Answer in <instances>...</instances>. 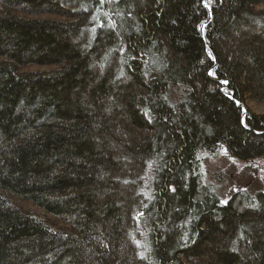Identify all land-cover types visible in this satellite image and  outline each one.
<instances>
[{
  "label": "trees",
  "instance_id": "trees-1",
  "mask_svg": "<svg viewBox=\"0 0 264 264\" xmlns=\"http://www.w3.org/2000/svg\"><path fill=\"white\" fill-rule=\"evenodd\" d=\"M260 4L0 0V264H264V190L196 172L264 157Z\"/></svg>",
  "mask_w": 264,
  "mask_h": 264
},
{
  "label": "rangeland",
  "instance_id": "rangeland-1",
  "mask_svg": "<svg viewBox=\"0 0 264 264\" xmlns=\"http://www.w3.org/2000/svg\"><path fill=\"white\" fill-rule=\"evenodd\" d=\"M264 9V4L258 5ZM48 67L32 66L29 69H47ZM244 110L249 109L255 113L264 112V102H256L246 99ZM196 172L200 184L207 186L220 198L226 201L234 191L244 190L255 192L264 190V157L239 159L231 155L225 146H221L216 152L198 151L196 155ZM151 163V162H150ZM150 165V164H149ZM150 166L147 169L146 194L148 196L150 183ZM24 208L33 213L41 210L30 202H22Z\"/></svg>",
  "mask_w": 264,
  "mask_h": 264
},
{
  "label": "snow or ice",
  "instance_id": "snow-or-ice-1",
  "mask_svg": "<svg viewBox=\"0 0 264 264\" xmlns=\"http://www.w3.org/2000/svg\"><path fill=\"white\" fill-rule=\"evenodd\" d=\"M101 3H103V0H101ZM205 6L207 7V5H205ZM145 75H147V73ZM209 75H213V73L209 72ZM223 83H227V81H224ZM144 114H145V116H148L147 110L144 111ZM165 119H167V117H165ZM241 123H243V120H241ZM125 183H128V181H125ZM172 190L175 191L174 188ZM221 203L222 204L226 203V201H221ZM139 215H143V213H139ZM141 258H142V254H141Z\"/></svg>",
  "mask_w": 264,
  "mask_h": 264
},
{
  "label": "water",
  "instance_id": "water-1",
  "mask_svg": "<svg viewBox=\"0 0 264 264\" xmlns=\"http://www.w3.org/2000/svg\"><path fill=\"white\" fill-rule=\"evenodd\" d=\"M204 28V24L202 25V29ZM237 104H240V102L237 101ZM246 110L243 111V113H245Z\"/></svg>",
  "mask_w": 264,
  "mask_h": 264
}]
</instances>
